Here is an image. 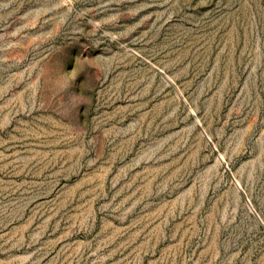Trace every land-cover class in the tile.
I'll use <instances>...</instances> for the list:
<instances>
[{
    "label": "rangeland",
    "instance_id": "1",
    "mask_svg": "<svg viewBox=\"0 0 264 264\" xmlns=\"http://www.w3.org/2000/svg\"><path fill=\"white\" fill-rule=\"evenodd\" d=\"M0 264H264V0H0Z\"/></svg>",
    "mask_w": 264,
    "mask_h": 264
}]
</instances>
